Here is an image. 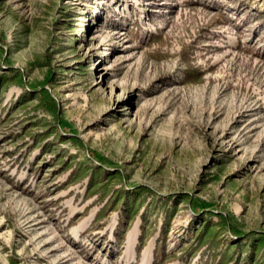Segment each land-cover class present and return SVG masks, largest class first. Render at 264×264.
<instances>
[{
	"label": "rangeland",
	"instance_id": "374dc122",
	"mask_svg": "<svg viewBox=\"0 0 264 264\" xmlns=\"http://www.w3.org/2000/svg\"><path fill=\"white\" fill-rule=\"evenodd\" d=\"M0 264H264V0H0Z\"/></svg>",
	"mask_w": 264,
	"mask_h": 264
},
{
	"label": "bare ground",
	"instance_id": "6f19581e",
	"mask_svg": "<svg viewBox=\"0 0 264 264\" xmlns=\"http://www.w3.org/2000/svg\"><path fill=\"white\" fill-rule=\"evenodd\" d=\"M130 242H131V241H129V247H132V243H130ZM151 259H152L151 251H147V252L144 254L143 260H144V262H150Z\"/></svg>",
	"mask_w": 264,
	"mask_h": 264
}]
</instances>
